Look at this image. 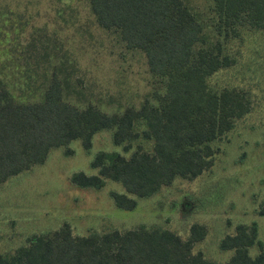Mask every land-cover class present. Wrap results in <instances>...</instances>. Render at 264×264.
<instances>
[{"label": "rangeland", "instance_id": "374dc122", "mask_svg": "<svg viewBox=\"0 0 264 264\" xmlns=\"http://www.w3.org/2000/svg\"><path fill=\"white\" fill-rule=\"evenodd\" d=\"M199 20L205 45L220 46L229 64L206 78L209 89L233 88L244 94L249 110L232 127L209 142L212 164L192 178L174 177L148 197H134L131 210L117 208L110 192L125 193L120 183L105 179L100 188L78 187L72 172L96 174L90 163L97 153H152L153 141L138 136L124 144L112 142V130L101 129L90 147L79 139L49 150L42 164L7 178L0 185V254L10 255L33 234H48L67 223L72 235L138 227L162 229L185 240L192 224L203 237L191 252L225 262L232 250L218 242L237 224L256 226L264 249V26L241 27L236 35L218 34L212 0H183ZM62 85L63 99L78 108L90 104L107 114L144 102L157 105L165 78L153 76L140 51L126 50L111 31L100 28L88 0H0V80L20 102L41 99L50 77ZM66 150L69 154H66ZM259 252L248 247L253 257Z\"/></svg>", "mask_w": 264, "mask_h": 264}, {"label": "trees", "instance_id": "16d2710c", "mask_svg": "<svg viewBox=\"0 0 264 264\" xmlns=\"http://www.w3.org/2000/svg\"><path fill=\"white\" fill-rule=\"evenodd\" d=\"M88 6L100 28L115 34L126 50L140 51L148 71L165 78L164 92L155 94L157 105L144 102L136 110L107 114L90 104L78 108L65 101L56 76L33 102L15 100L0 80V185L42 164L52 148L79 139L88 149L91 136L101 129H111L112 142L127 146L138 136L134 121L142 119L152 153L135 151L125 158L100 152L90 163L96 174L76 171L69 176L78 187L100 188L105 179L120 183L125 193L110 192L112 201L131 210L136 202L127 194L148 197L174 177L192 178L208 168L209 142L248 112L249 101L233 88H208L206 78L230 61L219 45H205L202 26L183 0H88ZM212 10L218 34L264 26V0H212ZM259 214L264 215V206ZM256 233L254 223L237 224L233 234L218 242L219 250H232L218 263L191 252L204 234L198 224L182 240L168 230L143 227L76 236L63 223L51 233L29 236L13 254H0V264H264ZM254 244L259 252L251 257L248 247Z\"/></svg>", "mask_w": 264, "mask_h": 264}]
</instances>
